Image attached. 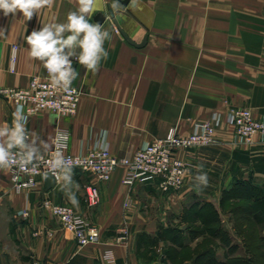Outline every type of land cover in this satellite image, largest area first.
<instances>
[{"label":"crops","instance_id":"crops-1","mask_svg":"<svg viewBox=\"0 0 264 264\" xmlns=\"http://www.w3.org/2000/svg\"><path fill=\"white\" fill-rule=\"evenodd\" d=\"M109 4L133 40L142 43L148 36L145 45L125 38ZM77 8L78 0H52L31 20L19 12L4 16L0 11V89L27 86L33 75L45 73L28 55L25 37L44 24L65 22L67 13ZM99 12L107 15L103 23L96 21ZM89 19L111 34L104 45L108 58L95 74L73 61L78 72L73 83L81 89L75 115L43 110L26 122L40 154L51 149L59 127L69 130L73 153L105 146L123 157L166 136L171 127L188 134L196 121L214 112L222 114L223 123L212 144L179 150L188 163L180 190L156 194L159 179L130 187L123 182L127 169L120 165L108 181L71 167V182L62 171L50 188L45 176L36 187L17 191L9 169L0 170V264H203L206 259L209 264H247L251 257L262 264L258 248L264 250L263 220L249 225L242 219L235 222L231 211L223 214L222 231L231 242L210 232L190 241L193 250L205 243L214 248L213 258L169 256L180 243L162 235L173 212L179 214L187 203L192 209L211 205L222 213L226 193L237 184H252L264 194V137L257 134L241 142L227 119L232 107H249L264 120V0H132L128 5L96 0ZM14 45L15 71L10 67ZM15 111L0 93V127L12 124ZM201 172L207 174V186L195 179ZM92 184L100 188L96 205H90L86 194ZM44 198L72 205L100 228V241L79 244L73 231L41 207ZM20 210L29 214L18 215ZM248 231H255V237L250 235L255 255L247 252Z\"/></svg>","mask_w":264,"mask_h":264},{"label":"built area","instance_id":"built-area-1","mask_svg":"<svg viewBox=\"0 0 264 264\" xmlns=\"http://www.w3.org/2000/svg\"><path fill=\"white\" fill-rule=\"evenodd\" d=\"M17 56L18 46L14 45L10 63L13 71L16 69ZM0 93L13 103L16 110L20 108L23 111L27 117L26 122L43 110H50L58 115H75L81 100V89L77 85L72 83L70 91L54 87L46 69L44 74L33 75L27 86H5L0 89ZM227 119L234 125L236 137L241 142H250L257 134L264 137V120L256 118L249 107H232ZM222 123V114L214 112L209 118L196 121L188 134H180L177 127H171L166 136L155 138L132 155L123 157L115 155L105 146L93 147L86 153H73L70 150L69 130L59 127L51 149L40 154L39 162L29 165L28 171L9 169L10 178L17 191L36 187L40 178L45 177L47 173L51 172L58 176L63 171L53 169L49 163L54 156L62 154L70 161L71 167L92 173L102 181L110 180L116 168L121 165L127 169L123 182L130 187L137 182L158 177L162 191L180 190L185 185L188 163L178 155L179 150L212 144L215 141L216 130ZM86 194L90 205L99 202L100 188L97 185H89ZM41 207L50 209L65 229L73 231L79 244L91 245L100 241V228L88 222L69 203H56L44 198ZM28 214L27 210L18 211V215Z\"/></svg>","mask_w":264,"mask_h":264},{"label":"clouds","instance_id":"clouds-1","mask_svg":"<svg viewBox=\"0 0 264 264\" xmlns=\"http://www.w3.org/2000/svg\"><path fill=\"white\" fill-rule=\"evenodd\" d=\"M95 3L96 0H78V8L67 13L65 22L44 24L25 37L28 55L41 63L51 84L58 89L70 91L77 79L73 59L95 74L101 62L108 58L104 45L111 40V34L89 19ZM51 4L52 0H0V11L4 16H14L19 12L31 20L39 10ZM26 120L23 111L17 108L12 124L0 127V170L18 168L28 171L29 165H35L41 159V146L30 139ZM49 163L53 169L63 170L65 180L71 182V163L68 159L57 154ZM195 179L198 185L208 184L206 173L201 172Z\"/></svg>","mask_w":264,"mask_h":264},{"label":"trees","instance_id":"trees-1","mask_svg":"<svg viewBox=\"0 0 264 264\" xmlns=\"http://www.w3.org/2000/svg\"><path fill=\"white\" fill-rule=\"evenodd\" d=\"M237 186H242L243 190L240 194V189H237L238 187L232 188L230 191H228V193H226L225 195V199L224 201H229V200H233L232 198L237 197L236 195L238 194V196H241L242 199L245 200H250L251 205L247 206V207H239L238 211H242L241 213V219L244 221H247L249 223V225H255L256 223H259L263 220L264 223V194H262L259 190H256V187L252 184H248V183H240L237 184ZM239 192V193H238ZM253 192V193H252ZM223 201V202H224ZM237 210V209H236ZM258 210V212H256ZM232 213H236L235 211H231ZM218 212L214 211V208L211 205H204V207H198L196 209H192L189 213V219H193V221L198 220V218L201 220V224L199 225H195L192 226L188 231L190 233H197L198 234H207V232L213 233L215 235H217L218 233L220 234V236H224V238H228V236L225 234L221 225H216L217 220H216V216H217ZM186 217V216H185ZM180 228V227H179ZM175 230L180 231V229H174L172 228V230H168L166 229L163 233L167 234V232L169 231V233L174 232ZM255 231H248V244H247V250L249 251V249L256 251V249L254 248V246L250 241L251 236L255 237L254 234ZM197 234V235H198ZM251 235V236H250ZM254 239V238H253ZM173 242L175 243H180V233H174V235H172V239ZM205 240V239H204ZM264 240V238H263ZM206 241V240H205ZM253 242V241H252ZM178 251H175V248L172 247L171 250L168 252L169 256H176V255H181L184 258H190L191 256H193L195 253L196 255L198 254L199 257H211L213 258L214 254H215V250L214 248H208V246L206 245V243L203 245V247H198L196 249L193 250V248L191 247V244L189 243V241H182V243H180V248L177 249ZM255 255V254H254ZM258 255L260 257H262L264 259V250L261 251L258 248ZM247 264H256L254 259L251 257L248 259ZM203 264H209L208 263V259L205 260V263ZM212 264V263H210ZM216 264H224V263H216ZM262 264H264V261L262 262Z\"/></svg>","mask_w":264,"mask_h":264},{"label":"rangeland","instance_id":"rangeland-1","mask_svg":"<svg viewBox=\"0 0 264 264\" xmlns=\"http://www.w3.org/2000/svg\"><path fill=\"white\" fill-rule=\"evenodd\" d=\"M154 179H157L158 180L159 178L158 177H153V178L147 179V181L148 180H154ZM236 187H238L237 189H240L241 188L243 190V187L242 186H236ZM241 189L239 191L240 194L242 192ZM162 192L164 193V191H162L160 189V187H159V191H157L156 194H161ZM236 196L237 197H234L233 200H229L228 202L227 201H224L223 202V205L221 206L222 213H219L217 211L218 214L216 216V220H217L216 225L223 226V219H225L223 214L230 213V211H235L236 212V213H233V218L235 217L236 220H237L235 222H239V223L241 222V217H239V211H238V209H239V207H244V206L247 207V206L251 205V202H250V200L247 201L245 199H242L241 196H238V194ZM186 205H185V209L183 211L180 210L181 212L179 214H177L175 211L173 212V214L171 215L173 217H172V222L170 223V227L166 228L168 230H172V228H174V229H177L178 228V229H180V231L175 230L172 233H169V231H168L167 234L162 235L163 237H166L168 239H172V235H174V233H180V243H182V241H185V240L186 241H189V243H190V241L193 240V238L197 236L198 232L197 233H190L188 231L192 226L197 225L198 222L195 223V220L193 221V219H189V216L188 215H189V213L191 211V206H189V203H187ZM169 210H174V208L169 207ZM181 213H182V216L184 215V218L180 220ZM162 217H163V219L166 220V218H168V213L166 211H163ZM254 234H255V232H254ZM221 241L231 242L230 240H228V238H224V236L221 237ZM247 252H248V255H253V254L256 253L252 249L251 250L249 249V251L247 250Z\"/></svg>","mask_w":264,"mask_h":264},{"label":"water","instance_id":"water-1","mask_svg":"<svg viewBox=\"0 0 264 264\" xmlns=\"http://www.w3.org/2000/svg\"><path fill=\"white\" fill-rule=\"evenodd\" d=\"M122 5H128L130 2H132V0H118ZM109 9V14L112 17L113 21L116 23L117 27L119 28V30L123 33V35L125 36V38L132 44L137 45V46H143L146 44L147 40H148V36H146L143 40L142 43H137L135 40H133L128 34L127 32L122 28L121 24L119 23L117 17H116V13H115V9L113 7L112 4H109L108 6ZM107 18V15L103 12H99L96 15V21L98 23H103ZM46 179H47V187L50 188L52 186H54L57 182V178L56 175L54 173H47L46 174Z\"/></svg>","mask_w":264,"mask_h":264}]
</instances>
